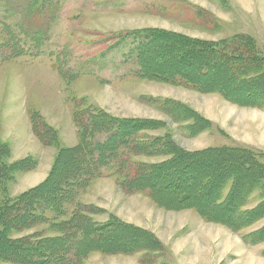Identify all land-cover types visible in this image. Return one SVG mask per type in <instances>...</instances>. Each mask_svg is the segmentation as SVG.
Returning <instances> with one entry per match:
<instances>
[{"label":"rangeland","instance_id":"obj_1","mask_svg":"<svg viewBox=\"0 0 264 264\" xmlns=\"http://www.w3.org/2000/svg\"><path fill=\"white\" fill-rule=\"evenodd\" d=\"M54 2L59 6V17L51 26L47 44L41 47L43 54L35 56V50L26 49L27 53L18 59L0 61V202L7 196L26 193L49 178L51 183L56 180L63 170V167L58 170L57 165L60 157H64L63 152L79 147L84 138L76 125L75 106L93 104L120 119L161 122L158 131L147 134L171 136L183 151L245 147L261 154L264 163V106L256 94H251L249 84L246 85L249 91L245 88L242 96L236 95L247 101L239 102L220 92H197L143 79L135 74L137 65L125 58L131 49L128 41L117 45L119 39L137 31L160 30L203 41L231 39L224 43L226 51H247L253 46L256 51L250 53L264 59V0ZM249 40L252 44L245 49ZM2 41L0 34V44ZM153 53L159 66L167 70L173 59L157 51ZM262 69L245 71V79L262 82ZM256 86L262 87V83ZM168 100L192 108L206 119L208 126L192 135L186 124L175 122L155 107ZM36 129L41 133L37 134ZM105 138L97 136L93 144ZM89 153L98 156L97 152ZM166 160L162 155L133 156L129 149H123L122 160L113 171L94 166L76 168L74 181H64L62 187L66 186L69 194L64 195L67 199L59 206L61 213H67L81 200L91 207L93 222L103 225L118 220L147 231L158 243L159 250L149 254L91 253L83 264H264V218L246 221V226L237 222L235 228L228 223L207 222L195 210L173 211L159 206L148 192L129 193L119 179L135 174L140 166L159 165ZM23 161H28V171L7 173L4 165L16 166ZM123 161L127 164H122ZM66 169L71 171L69 167ZM83 170L92 177H97L98 172L103 175L92 179L86 187L81 178ZM55 172L57 175L51 178ZM230 188L231 185L226 187L225 195ZM239 188L245 189L243 185ZM249 196L251 207L258 204V193ZM72 197L77 198L74 201ZM40 212L39 221L43 223L14 234V238L55 237L54 225L63 228L71 222L69 216L56 218L55 222V215L45 209ZM66 251L65 260L74 261V243H69Z\"/></svg>","mask_w":264,"mask_h":264},{"label":"trees","instance_id":"obj_2","mask_svg":"<svg viewBox=\"0 0 264 264\" xmlns=\"http://www.w3.org/2000/svg\"><path fill=\"white\" fill-rule=\"evenodd\" d=\"M58 8L54 0H0L1 63L24 56L26 49L35 50L33 54L41 56V47L47 44L51 26L59 17ZM130 35L119 39L121 41L117 45L128 41L131 49L125 58H129L128 63L137 65L136 76L197 92H220L239 102L247 101V98L236 95L242 96L249 84L251 94H256V99L264 106V80L245 79L246 72L260 71L264 67V59L256 56L255 52L250 53L251 50L256 51L253 46L248 47L252 44L250 40L245 42L247 51L228 52L224 43L231 39L203 41L160 30H141ZM154 51L173 59L167 70L159 66ZM260 83L262 87H257L256 84ZM157 105L154 106L175 122L186 124L192 135L208 126L202 115L182 103L168 100L160 101ZM75 108L76 125L84 138H81L79 147L64 150V157L61 156L57 163L60 166L58 170H62L61 167L63 170L51 177L57 175L55 183H51L49 178L26 193L16 197L7 196L0 202V263L83 264L91 253L96 252L134 256L158 251L157 240L145 230L114 219L103 225L93 222L90 218L91 207L81 200L77 205L73 204L67 213L59 210V206L65 202L62 200L67 199L69 194L66 186L62 187L65 180L68 183L76 177L77 169L89 166L113 171L118 158H121L119 162L122 160L123 149H129L133 156L154 158L162 155L167 158L159 165L140 166L135 174H128L126 178L120 176L122 185L129 193L148 192L153 202L168 210L192 209L207 222L228 223L233 228L237 222L246 226V221L255 222L264 218V163L261 154L245 147H223L191 153L181 150L173 143L171 136L152 137L147 134L158 131L161 122L120 119L93 104ZM36 132L41 133L40 129H36ZM97 136L106 138L93 144ZM89 152H97L98 156H92ZM122 164L127 162L123 161ZM4 166L7 173L28 171L30 167L28 161L16 166ZM66 167L71 171L64 170ZM98 173L97 177H92L83 170L81 178L85 180L86 187L92 179L102 177L103 174ZM228 185L231 188L225 195ZM240 185L244 186L243 191ZM77 188L80 189V186ZM252 193L260 195L256 202L258 204L253 207L249 196ZM76 198L72 197L73 200ZM42 209L55 215V222L56 218L68 216L71 222L63 225V228L54 225L52 233L55 237L42 239L36 236L30 237V240L27 237L14 238V234H22L43 223L39 221ZM66 236L69 237L65 239ZM71 242L75 245L74 261L64 258L66 246Z\"/></svg>","mask_w":264,"mask_h":264}]
</instances>
